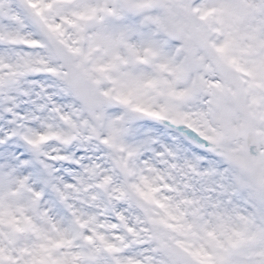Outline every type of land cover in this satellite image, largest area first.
<instances>
[{"label":"snow or ice","instance_id":"6c2138e0","mask_svg":"<svg viewBox=\"0 0 264 264\" xmlns=\"http://www.w3.org/2000/svg\"><path fill=\"white\" fill-rule=\"evenodd\" d=\"M0 264H264V0H0Z\"/></svg>","mask_w":264,"mask_h":264}]
</instances>
